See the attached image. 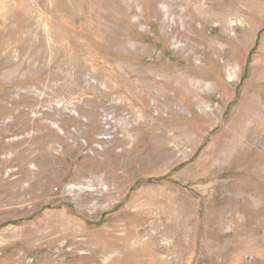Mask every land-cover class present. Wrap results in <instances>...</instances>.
Wrapping results in <instances>:
<instances>
[{"label": "rangeland", "instance_id": "374dc122", "mask_svg": "<svg viewBox=\"0 0 264 264\" xmlns=\"http://www.w3.org/2000/svg\"><path fill=\"white\" fill-rule=\"evenodd\" d=\"M0 264H264V0H0Z\"/></svg>", "mask_w": 264, "mask_h": 264}]
</instances>
